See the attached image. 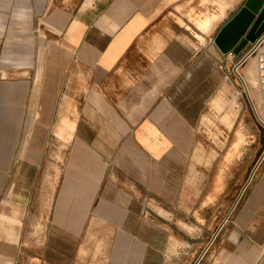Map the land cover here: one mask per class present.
I'll return each instance as SVG.
<instances>
[{"label":"crops","instance_id":"obj_1","mask_svg":"<svg viewBox=\"0 0 264 264\" xmlns=\"http://www.w3.org/2000/svg\"><path fill=\"white\" fill-rule=\"evenodd\" d=\"M245 2L0 0V264H171L187 244L149 222L136 234L135 210L186 206L187 180L219 160L206 202L240 185L238 210L198 258L264 264L258 58L244 78L259 124L225 81L216 43ZM47 206L39 249L31 230Z\"/></svg>","mask_w":264,"mask_h":264},{"label":"rangeland","instance_id":"obj_2","mask_svg":"<svg viewBox=\"0 0 264 264\" xmlns=\"http://www.w3.org/2000/svg\"><path fill=\"white\" fill-rule=\"evenodd\" d=\"M263 43L264 36L256 44L250 43L239 55L235 54L234 52L223 55L220 52V67H222L221 69L226 76L225 81L230 85L232 92L236 95L237 101L242 106V108H246L244 107L245 104L248 106V110H250L253 118L257 121V124H259V122L261 121L259 118V114L256 112L253 104L255 98H253L249 93V91L252 92L251 85L247 81L245 82L246 77L244 74V70L246 62L251 58H258V63H264L261 61L262 59L264 60V57L262 59L260 58V52L263 47ZM200 141L204 142L206 152H209L213 148H215L221 154L222 149L226 146L225 145L221 149L218 146L213 145L210 140L206 138ZM195 147L196 146H193V151L195 150ZM64 148L65 146H60L61 153L64 152ZM250 148V146L246 145L243 150L245 151V149ZM51 150L52 146H48L46 147L45 152H51ZM191 162L192 160L189 159L188 172L190 170ZM213 164L214 165H212L211 167H207L203 164L199 165L197 171V179L195 181L187 180L188 193L186 206H184L183 202L180 206L179 203L171 201L170 206L163 209L141 208L135 210L136 234L140 231L139 222H149L154 225L156 224V226L167 227L174 235H176L178 239L187 244L182 246L180 245L181 247L179 246V253L176 255V257H173L171 264H173V262L174 264H194L195 261L198 259L202 243H206V241L211 238L213 232V234L215 235L214 238H216V236L221 230L220 227V229H216L217 225L219 223L222 224L223 221H225L227 218L233 217L238 210V207L235 208L231 206V201L238 194L236 193V190L239 188L240 185L235 187V190H233V192H231L230 194H228L227 192L222 194L220 193L216 195L215 200L213 202H206L208 196L212 194L215 173L217 171H220V169L223 167V161H214ZM235 170L237 172V170L239 169L237 168ZM227 174L228 170L226 169L224 179H228L226 177ZM235 176H237V174ZM237 179L238 177L234 178L236 183ZM50 211V207L47 206V208L44 209V217L42 218L44 224L39 226H33V230H31V236L34 238L33 244L36 245V247H38L39 249L45 244V237L47 233L46 224L49 221ZM182 222L193 226L194 230H189L188 228L184 227L182 225ZM20 228L21 225L18 226L17 230L19 231ZM26 259H24L23 262L25 264H38L36 262H39L37 259L31 257H28V261L25 262ZM163 263L165 264V262Z\"/></svg>","mask_w":264,"mask_h":264},{"label":"water","instance_id":"obj_3","mask_svg":"<svg viewBox=\"0 0 264 264\" xmlns=\"http://www.w3.org/2000/svg\"><path fill=\"white\" fill-rule=\"evenodd\" d=\"M237 25L238 29H235ZM263 36L264 0H246L240 12L219 32L216 43L222 52L239 55L250 43L256 44Z\"/></svg>","mask_w":264,"mask_h":264},{"label":"bare ground","instance_id":"obj_4","mask_svg":"<svg viewBox=\"0 0 264 264\" xmlns=\"http://www.w3.org/2000/svg\"><path fill=\"white\" fill-rule=\"evenodd\" d=\"M262 83H264V63L261 64L259 62L257 64V81H256L254 89L255 88L260 89V87H263Z\"/></svg>","mask_w":264,"mask_h":264},{"label":"built area","instance_id":"obj_5","mask_svg":"<svg viewBox=\"0 0 264 264\" xmlns=\"http://www.w3.org/2000/svg\"><path fill=\"white\" fill-rule=\"evenodd\" d=\"M203 256H204V254H203L202 256H200V257L195 261L194 264H200L201 261H202Z\"/></svg>","mask_w":264,"mask_h":264}]
</instances>
